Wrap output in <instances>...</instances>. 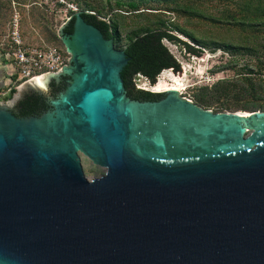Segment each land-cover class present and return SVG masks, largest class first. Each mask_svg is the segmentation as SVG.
Here are the masks:
<instances>
[{"label": "water", "instance_id": "obj_1", "mask_svg": "<svg viewBox=\"0 0 264 264\" xmlns=\"http://www.w3.org/2000/svg\"><path fill=\"white\" fill-rule=\"evenodd\" d=\"M84 13L59 31L69 64L0 101V264H264V110L133 98L125 49ZM31 94L52 110L17 116Z\"/></svg>", "mask_w": 264, "mask_h": 264}, {"label": "rangeland", "instance_id": "obj_2", "mask_svg": "<svg viewBox=\"0 0 264 264\" xmlns=\"http://www.w3.org/2000/svg\"><path fill=\"white\" fill-rule=\"evenodd\" d=\"M16 2V9L21 16L20 26L24 37L28 42L37 45L52 44L62 47L63 43L59 37L60 28L70 19L75 11L80 10L76 0H67V11L65 6L63 9L58 6L57 8L55 7V10H52L54 7L52 0H16ZM93 2L96 6L103 4L105 11L109 9L111 4H115V0H112L110 4L108 0H93ZM235 2L236 0L154 1L149 5L153 9H146L141 13L114 9L108 16L102 17L99 15V18L110 21L109 18L111 19L115 16L119 23L118 30L121 35V40L116 44V47L119 49H124L129 36L133 32L138 31V34H141L147 27L156 28L158 26L157 22L161 20L168 23L169 30L171 25L178 24L180 27L204 40L237 43L240 40L241 31L228 23L224 17L228 11L236 10ZM13 11L14 7L10 0H0L1 22L4 23L6 19H9ZM172 32L183 39H187V37L179 34L177 31L172 30ZM164 43L179 61L182 73L179 76L178 71L174 74L173 69L169 68L167 70H170V76L163 79L169 87L178 86L182 89L176 92L179 97L193 102H195L194 94L200 86L212 85L218 80L226 78L238 79L240 72L246 73V68H257L260 61L264 62V51H258L257 55L254 56L247 53L233 56L232 53H227L222 49H217L216 51L205 49L203 52L204 56L197 57L186 50H182L179 46L168 40H164ZM159 76L156 84L160 80ZM172 76H175L177 79L179 78V82L171 80ZM135 83L138 88L152 92L166 91H156L153 86H150L149 80L142 76L135 78ZM12 84L10 89H7V87L3 88L4 95L1 96V102L12 99L16 93V87L21 85L14 82ZM14 88L15 91L12 92ZM235 109L234 107L232 110L225 109L224 111L246 112ZM80 157L85 174L89 179L101 176L106 172L105 167L94 163L81 152Z\"/></svg>", "mask_w": 264, "mask_h": 264}, {"label": "trees", "instance_id": "obj_3", "mask_svg": "<svg viewBox=\"0 0 264 264\" xmlns=\"http://www.w3.org/2000/svg\"><path fill=\"white\" fill-rule=\"evenodd\" d=\"M76 1L79 9L91 12L83 14L85 20L100 28L107 38H114L117 44L121 40V35L115 16L108 21L99 18V15L106 17L114 9L141 13L146 9H153L149 5L154 1L170 2L171 0H115V4H111L107 11L104 10L103 4L96 6L93 0ZM111 1L108 0L109 4ZM235 9L228 11L224 17L228 23L241 31L237 43L204 40L178 24L171 25L169 30L168 23L163 20L157 22L156 28L147 27L141 34H138V31L133 32L124 47L129 61L122 71L129 92L134 91L141 101H159V98L161 100L166 96L164 93L136 88L133 81L134 78L142 76L155 84L163 70L169 68L181 70L179 61L164 40L196 56L202 55L205 49L211 51L222 49L232 53L233 56L242 53L254 56L258 51H264V0H236ZM72 24L73 21L66 28L67 33L73 31ZM172 30L187 39L181 38ZM238 77L235 80L226 78L212 85L200 86L194 94L195 103L203 108L213 109L214 112L232 110L234 107L235 110L244 111L264 110V62L260 61L257 68H246V73L240 72ZM14 91L15 88L12 89V92ZM151 98L156 100H150Z\"/></svg>", "mask_w": 264, "mask_h": 264}, {"label": "built area", "instance_id": "obj_4", "mask_svg": "<svg viewBox=\"0 0 264 264\" xmlns=\"http://www.w3.org/2000/svg\"><path fill=\"white\" fill-rule=\"evenodd\" d=\"M14 11L11 16L7 37L0 40L3 58L12 66L13 82H23L48 73H58L69 64L71 54L65 48L52 44L37 45L30 43L21 30V16L16 10V0H10ZM58 2L65 0H57ZM0 89V99L4 95Z\"/></svg>", "mask_w": 264, "mask_h": 264}, {"label": "flooded vegetation", "instance_id": "obj_5", "mask_svg": "<svg viewBox=\"0 0 264 264\" xmlns=\"http://www.w3.org/2000/svg\"><path fill=\"white\" fill-rule=\"evenodd\" d=\"M52 1L54 2V7L52 10H55V7L57 8L58 6H60V8L63 9V7L64 6L66 7V5H67V0H65V3L63 1L58 2L57 0H52ZM66 11H67V7H66ZM68 26H69V24L64 29L65 33H67L66 28ZM72 27H73V24H72ZM69 79H70L69 76H66V75L62 76L60 78V82L56 83L55 93L64 90L67 87V85L69 84ZM53 82H55V80H53L51 82V84ZM0 89L3 90L2 87H0ZM128 93L133 98L140 99V97L136 96L134 91L129 92V90H128ZM150 100H156V99L151 98ZM158 100H160V98ZM52 108L53 107L50 104V102H48L47 98H45L44 96L39 95V94H31V95H28L26 98L19 100V102L17 104V108L13 109L12 111L19 117H26V116L33 117V116H41L44 112L52 110ZM24 112H25V114H24Z\"/></svg>", "mask_w": 264, "mask_h": 264}, {"label": "crops", "instance_id": "obj_6", "mask_svg": "<svg viewBox=\"0 0 264 264\" xmlns=\"http://www.w3.org/2000/svg\"><path fill=\"white\" fill-rule=\"evenodd\" d=\"M10 18L6 19L3 23L0 19V40H3L7 37L10 28ZM2 51L0 50V87L10 89L13 83V68L12 66L3 58Z\"/></svg>", "mask_w": 264, "mask_h": 264}, {"label": "bare ground", "instance_id": "obj_7", "mask_svg": "<svg viewBox=\"0 0 264 264\" xmlns=\"http://www.w3.org/2000/svg\"><path fill=\"white\" fill-rule=\"evenodd\" d=\"M167 71V72H166ZM169 71L170 70H167V69H165L164 71H163V73L159 76L160 77V80H159V82L156 84V86L154 87V89L156 90V91H161V90H169V89H175V90H179V91H181L182 89L181 88H179L178 86H172V87H169L168 86V84L165 82V80L163 79L164 77H168V76H170V74H169ZM165 72V73H164ZM179 79V78H178ZM175 76H172V79L171 80H173V81H175V82H179V80H178ZM180 86V85H179ZM182 93V92H181ZM241 114H243V112H241ZM246 114H249L248 112H246Z\"/></svg>", "mask_w": 264, "mask_h": 264}]
</instances>
